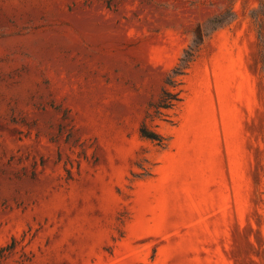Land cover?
<instances>
[{"label": "rangeland", "instance_id": "rangeland-1", "mask_svg": "<svg viewBox=\"0 0 264 264\" xmlns=\"http://www.w3.org/2000/svg\"><path fill=\"white\" fill-rule=\"evenodd\" d=\"M0 264H264V0H0Z\"/></svg>", "mask_w": 264, "mask_h": 264}, {"label": "trees", "instance_id": "trees-1", "mask_svg": "<svg viewBox=\"0 0 264 264\" xmlns=\"http://www.w3.org/2000/svg\"><path fill=\"white\" fill-rule=\"evenodd\" d=\"M227 21V19L215 17L210 20V23L212 29L215 30L224 25ZM207 36H209L208 33H202L198 30L197 33H195L193 42L185 48L183 55L179 58L176 65L167 72L158 101L149 104L146 116L141 123L139 131L142 137L150 139L159 145L167 143L166 136L157 129L151 127L148 123V119L153 121L156 116L165 115L166 110L174 108L182 100V88L180 86L183 84V76L196 60L201 49V44Z\"/></svg>", "mask_w": 264, "mask_h": 264}]
</instances>
